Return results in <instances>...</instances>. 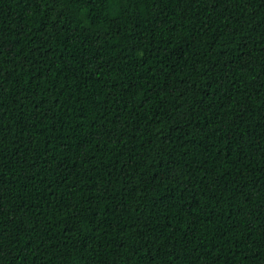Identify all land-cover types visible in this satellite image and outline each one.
Listing matches in <instances>:
<instances>
[{
	"label": "trees",
	"instance_id": "obj_1",
	"mask_svg": "<svg viewBox=\"0 0 264 264\" xmlns=\"http://www.w3.org/2000/svg\"><path fill=\"white\" fill-rule=\"evenodd\" d=\"M0 264H264V0H0Z\"/></svg>",
	"mask_w": 264,
	"mask_h": 264
},
{
	"label": "snow or ice",
	"instance_id": "obj_2",
	"mask_svg": "<svg viewBox=\"0 0 264 264\" xmlns=\"http://www.w3.org/2000/svg\"><path fill=\"white\" fill-rule=\"evenodd\" d=\"M108 2H109V3H112V2H114V0H108Z\"/></svg>",
	"mask_w": 264,
	"mask_h": 264
}]
</instances>
